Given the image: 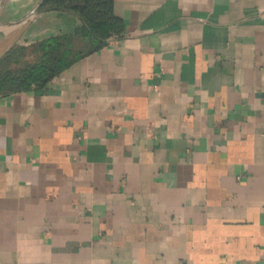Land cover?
<instances>
[{
    "label": "crops",
    "instance_id": "crops-1",
    "mask_svg": "<svg viewBox=\"0 0 264 264\" xmlns=\"http://www.w3.org/2000/svg\"><path fill=\"white\" fill-rule=\"evenodd\" d=\"M0 3V59L81 21ZM119 36L0 95V264H264V0H113Z\"/></svg>",
    "mask_w": 264,
    "mask_h": 264
},
{
    "label": "trees",
    "instance_id": "trees-1",
    "mask_svg": "<svg viewBox=\"0 0 264 264\" xmlns=\"http://www.w3.org/2000/svg\"><path fill=\"white\" fill-rule=\"evenodd\" d=\"M40 11L75 15L81 26L71 35L13 47L0 59V95L41 89L80 58L121 34L113 0H43Z\"/></svg>",
    "mask_w": 264,
    "mask_h": 264
},
{
    "label": "water",
    "instance_id": "water-1",
    "mask_svg": "<svg viewBox=\"0 0 264 264\" xmlns=\"http://www.w3.org/2000/svg\"><path fill=\"white\" fill-rule=\"evenodd\" d=\"M2 1H4V0H0V3H1Z\"/></svg>",
    "mask_w": 264,
    "mask_h": 264
},
{
    "label": "rangeland",
    "instance_id": "rangeland-1",
    "mask_svg": "<svg viewBox=\"0 0 264 264\" xmlns=\"http://www.w3.org/2000/svg\"><path fill=\"white\" fill-rule=\"evenodd\" d=\"M9 1V0H6V2Z\"/></svg>",
    "mask_w": 264,
    "mask_h": 264
}]
</instances>
